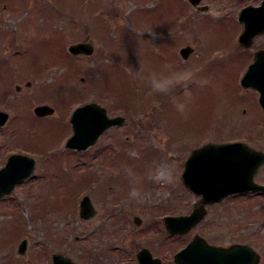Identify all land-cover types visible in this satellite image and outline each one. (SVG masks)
<instances>
[{
    "label": "rangeland",
    "instance_id": "1",
    "mask_svg": "<svg viewBox=\"0 0 264 264\" xmlns=\"http://www.w3.org/2000/svg\"><path fill=\"white\" fill-rule=\"evenodd\" d=\"M204 1L210 4L205 12L188 0H0V109L16 103L0 132V151L8 148L0 165L9 149L35 158L32 174L0 198V264H52L54 251L76 264H139L142 246L163 264H177L173 253L195 233L216 244L249 242L260 253L257 264H264V192L234 193L208 205L184 234H168L163 224L165 214L190 212L200 196L181 180L182 161L194 147L244 140L264 150L258 92L240 81L252 57L238 44V4ZM82 40L92 41V54L68 51ZM185 44L193 50L183 59ZM138 59L153 68L178 64L193 82L151 94L126 71ZM201 79L208 83L200 86ZM185 91L191 113L183 121L172 97L183 99ZM88 101L125 120L85 149L67 148L70 114ZM42 102L54 107L50 115L33 112ZM186 135L194 143L181 144ZM165 160L175 181L157 185L145 177L143 203L130 200L123 168L143 176ZM255 179L264 182V163ZM84 194L96 209L88 218L79 214ZM23 238L26 249L19 253Z\"/></svg>",
    "mask_w": 264,
    "mask_h": 264
},
{
    "label": "water",
    "instance_id": "2",
    "mask_svg": "<svg viewBox=\"0 0 264 264\" xmlns=\"http://www.w3.org/2000/svg\"><path fill=\"white\" fill-rule=\"evenodd\" d=\"M188 1L195 7L208 8V5H198L201 0ZM262 4L248 5L240 9L239 19L243 21L244 26L238 40L245 47L252 45L255 35L264 32V1ZM68 49L74 54L90 55L94 51V45L91 40H82L70 43ZM192 50L193 47L186 44L179 52L185 59ZM240 81L242 86L258 91V101L264 110V49L256 51ZM53 111L54 107L48 103L34 107L37 115L50 114ZM7 116V112L0 111V124L5 122ZM124 119L121 115L109 116L106 107L95 101L78 105L70 117L72 134L66 140L65 146L85 149L92 145L106 128L120 124ZM34 161L33 157L20 153L8 157L7 162L0 167V198L9 194L16 183L32 174ZM263 163L264 150L242 140L205 142L194 147L184 161L181 180L193 193L200 194V197L194 202L189 213L163 216L167 232H188L204 218L208 205L221 201L229 194L248 190L264 192V183L254 178ZM79 208L82 218H88L96 212L88 194H84L80 199ZM133 219L135 223L141 221L138 215H134ZM26 245V239L23 238L18 245V252L24 253ZM136 256L139 264H163L162 259L154 256L148 247L139 249ZM173 259L177 264H257L260 253L249 242L222 245L211 243L204 236L195 233L173 254ZM52 264L76 263L69 256L55 251L52 253Z\"/></svg>",
    "mask_w": 264,
    "mask_h": 264
},
{
    "label": "clouds",
    "instance_id": "3",
    "mask_svg": "<svg viewBox=\"0 0 264 264\" xmlns=\"http://www.w3.org/2000/svg\"><path fill=\"white\" fill-rule=\"evenodd\" d=\"M149 35L155 34L149 33ZM137 64L138 67L135 69L130 65L126 66V71L136 82L146 86L151 94H170L178 87H184L186 89L193 82L192 72L187 68H181L175 63H164L153 68L138 59ZM196 83L200 86H205L208 81L201 79L196 81ZM172 104L179 119L183 121L188 120L191 113L190 93L185 91L183 99L173 96ZM207 135L211 138L214 133L209 132ZM180 143L190 145L194 143V140L190 135H186L181 138ZM123 173L128 183L127 196L136 203H143L144 201L143 181L145 177L157 185H169L176 179L174 167L166 160L154 162L147 168L143 176L137 173L132 167H124Z\"/></svg>",
    "mask_w": 264,
    "mask_h": 264
},
{
    "label": "flooded vegetation",
    "instance_id": "4",
    "mask_svg": "<svg viewBox=\"0 0 264 264\" xmlns=\"http://www.w3.org/2000/svg\"><path fill=\"white\" fill-rule=\"evenodd\" d=\"M263 1H264V0H233V2H235V4H238V5H237V18H238V20H239L240 23H241V31H242L244 25H243V21H241V20L239 19V12H240V9L243 8V7H245V6H248V5H251V6H259V5H263V4H262ZM198 5H208V7H209L210 4H208L206 1L203 2V0H201L200 3H199ZM195 8H196V9H199L200 11H204V12L207 11V9H208V8H206V9H202V8H200V7H195ZM241 31H240V32H241ZM238 36H239V35H238ZM263 37H264V32L255 35V36H254V40H253V42H252V45L249 46V47H245L244 45L240 44V42L238 41L239 47H240L241 50H245V51H247V52L251 55V57L253 58L257 50H259V49H264V43H261V41H260L261 38H263ZM256 41H258V44H257V45H255V42H256ZM18 81H19V80H17L15 83H13V85L15 86V90H20V89H21V86L19 85ZM31 82H32V81H31L30 79H26V81H25L24 84L27 85V86H29ZM10 95L13 96L14 94L11 93ZM14 97H15V96H14ZM14 97H11V98H14ZM15 101H17V99H15ZM43 103H45V102H42V103H36L35 105H33V107H32L33 112H34V107H35L36 105H38V104H43ZM13 104H16V103L14 102ZM13 104L11 103V105H9V108L7 107V109H0V111H2V112H7V114H8L7 119L5 120V122H4L3 124H0V132L3 131V125H5V123H6V122L8 121V119H9V110H11V107H12V110H13V111H14V109H15V106H14ZM49 105H50V104H49ZM51 106H52V105H51ZM34 113H35V112H34ZM50 114H51V113H50ZM50 114L37 115V114L35 113V115H37V116H46V115H50ZM1 127H2V128H1ZM7 149H8V148H5L4 150L0 151V155L2 154L3 151L5 152V150H7ZM16 153L25 154V155H28V156H31V157L34 158V156H32V155L26 153L24 150H16V149H15V150L13 151V149H11V150L9 149V151H7V153L5 154L4 162H3L2 165H0V167L3 166V165L7 162L8 157H9L11 154H16ZM34 159H35V158H34ZM182 162H184V160H183ZM34 166H35V161H34ZM252 192H257V193H258L259 191H252Z\"/></svg>",
    "mask_w": 264,
    "mask_h": 264
},
{
    "label": "bare ground",
    "instance_id": "5",
    "mask_svg": "<svg viewBox=\"0 0 264 264\" xmlns=\"http://www.w3.org/2000/svg\"><path fill=\"white\" fill-rule=\"evenodd\" d=\"M17 163V162H16ZM22 164L24 165V163L22 162Z\"/></svg>",
    "mask_w": 264,
    "mask_h": 264
}]
</instances>
